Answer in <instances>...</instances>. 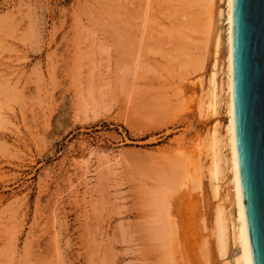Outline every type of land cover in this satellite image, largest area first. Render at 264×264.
<instances>
[{"label":"rangeland","instance_id":"374dc122","mask_svg":"<svg viewBox=\"0 0 264 264\" xmlns=\"http://www.w3.org/2000/svg\"><path fill=\"white\" fill-rule=\"evenodd\" d=\"M202 1L0 0V264H182L167 204L186 175L236 264L229 163L211 175L215 137L230 156L227 0Z\"/></svg>","mask_w":264,"mask_h":264},{"label":"water","instance_id":"95a60500","mask_svg":"<svg viewBox=\"0 0 264 264\" xmlns=\"http://www.w3.org/2000/svg\"><path fill=\"white\" fill-rule=\"evenodd\" d=\"M235 150L253 264H264V0H232Z\"/></svg>","mask_w":264,"mask_h":264},{"label":"bare ground","instance_id":"6f19581e","mask_svg":"<svg viewBox=\"0 0 264 264\" xmlns=\"http://www.w3.org/2000/svg\"><path fill=\"white\" fill-rule=\"evenodd\" d=\"M207 1H209L210 4H213L215 0H207ZM204 3L206 2L204 1ZM231 6H232V0H227V12H226V17L224 18L225 21H224V26H223L224 31H226V42H227L226 86H227V97H228V100H227L228 124L226 126V132H227V143L229 146L230 156H229L228 161L222 156L223 154H222V151L219 145V143H221V140L220 138L214 136L215 137L214 158L212 159L213 165H212L211 175L214 180H217L218 175L221 173L222 164H225L226 162L229 163L230 165L229 167H230L231 174H232V177H231L232 191H230L232 194L231 201L234 204V208H235V215L233 216V221L231 219L232 221L231 222V225H232V236L231 237H233V243H236L238 245L239 251H240V254L238 255V257L236 256L237 260L236 259L235 260H236V264H253L252 258H251L250 247H249L248 235H247L245 214H244L241 189H240V183H239L236 150H235L233 102H232ZM207 8H211V7L207 6ZM209 14H210V10H209ZM208 32L210 33V31ZM213 33H216L215 36L213 34L214 36L213 38H214L215 56L218 57V53H219L220 46H221V31L219 32L218 30H215L213 31ZM216 62H217V59L215 60V63L213 65L214 71L211 74V84H212L213 91L216 89V82H217L216 80L217 63ZM193 162L192 164H194ZM197 171L198 170H196V172ZM191 179H193V177ZM195 180H196V183H195L196 186L195 188L193 187L194 190L190 189L191 192L190 190H186L188 189L186 188L188 187L187 182L190 181L189 175L188 176L186 175L184 177V180L181 182L183 184V189H179V190H182V192L178 194L177 196H175L174 200L172 201L168 200L169 202L167 205H168L169 210L167 214L169 217V230L171 232V240L168 242L170 243L172 242L171 243L172 245L171 244L169 245L173 246L172 248L174 249L176 256L179 258L182 264H219V261L214 257V254L211 250V242L207 234L208 204H206L204 195L200 192L201 183H200V179L198 175ZM181 186L182 185H180V188ZM218 187L219 186L216 185L214 188L215 194L218 191ZM179 190L177 188V191ZM214 224L216 227V235H217V244H218L217 249L219 250L218 252L220 253V257H221V255H225L227 253L226 251H227V246H228V241H229V231H230L229 225H228L227 213L224 210V208H222L221 206H218L215 210Z\"/></svg>","mask_w":264,"mask_h":264}]
</instances>
